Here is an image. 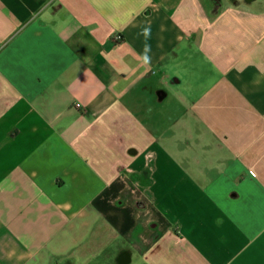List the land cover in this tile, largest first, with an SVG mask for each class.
<instances>
[{"label": "crops", "instance_id": "crops-1", "mask_svg": "<svg viewBox=\"0 0 264 264\" xmlns=\"http://www.w3.org/2000/svg\"><path fill=\"white\" fill-rule=\"evenodd\" d=\"M205 1L0 0V264H264V11Z\"/></svg>", "mask_w": 264, "mask_h": 264}, {"label": "rangeland", "instance_id": "rangeland-1", "mask_svg": "<svg viewBox=\"0 0 264 264\" xmlns=\"http://www.w3.org/2000/svg\"><path fill=\"white\" fill-rule=\"evenodd\" d=\"M228 0H226V2H224V0H218V4L217 5H227L228 3H231L232 0H230L229 2H227ZM209 3V1H205V4ZM238 4L239 5H248V8H251V10H257V11H264V0H256L254 3L250 4L248 3L247 0H238ZM250 6V7H249Z\"/></svg>", "mask_w": 264, "mask_h": 264}, {"label": "clouds", "instance_id": "clouds-1", "mask_svg": "<svg viewBox=\"0 0 264 264\" xmlns=\"http://www.w3.org/2000/svg\"><path fill=\"white\" fill-rule=\"evenodd\" d=\"M149 32H150L149 29H145L144 34L147 36V34H149ZM149 52H150V48H148V47L146 46V48H145V52L142 54L143 61H144V63H146V64L150 63V56L148 55Z\"/></svg>", "mask_w": 264, "mask_h": 264}, {"label": "built area", "instance_id": "built-area-1", "mask_svg": "<svg viewBox=\"0 0 264 264\" xmlns=\"http://www.w3.org/2000/svg\"><path fill=\"white\" fill-rule=\"evenodd\" d=\"M77 107H78V105H77Z\"/></svg>", "mask_w": 264, "mask_h": 264}]
</instances>
